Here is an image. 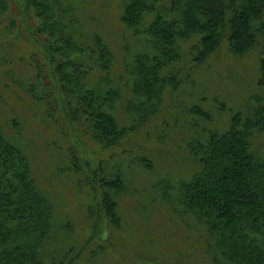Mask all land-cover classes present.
<instances>
[{"label":"trees","instance_id":"obj_1","mask_svg":"<svg viewBox=\"0 0 264 264\" xmlns=\"http://www.w3.org/2000/svg\"><path fill=\"white\" fill-rule=\"evenodd\" d=\"M109 1H101L103 9ZM112 1L117 7L110 13L127 34L123 52L130 68L125 70L124 84V78L114 72V51L101 35V22L84 10V0H23L37 21L35 34L45 37L41 42L44 64L31 62L39 86L26 88L29 99L40 108V119L59 127L54 113L59 101L67 107L70 123L82 125L95 146L116 149L152 111L145 106L133 117L132 105L126 106L128 122H123L129 125L118 123L115 101L129 85L131 100L152 104L162 98L164 84L181 95L182 86L221 46L235 58L255 50L256 88L230 114L226 127L212 119L213 112H219V117L226 111L216 100L198 93L194 104L182 105L191 134L184 149L196 169L167 191L161 190L164 181L159 180L152 193L184 225L189 242L196 241V253L207 264H264V0ZM8 7V0H0V20ZM96 21L95 27L85 24ZM45 63L53 67L58 80L56 93L43 75ZM207 104L208 111L203 107ZM9 128L13 135H6L0 122V264H64L67 260L71 264L69 256L77 246L67 248L61 238L70 239L73 225L57 216L53 196L34 179L31 147L19 141L22 130L15 118ZM56 148L54 160L64 153L56 170L75 176L80 191L77 156L68 148L65 152ZM122 154L124 150L115 152L114 161L117 157L120 162ZM146 158L140 157L142 174L150 175L154 168ZM99 167L95 178L99 210L107 227L119 228V203L129 192L128 166L106 168L99 163ZM109 249L100 245L86 254L84 249L80 252L87 264H94Z\"/></svg>","mask_w":264,"mask_h":264},{"label":"rangeland","instance_id":"obj_2","mask_svg":"<svg viewBox=\"0 0 264 264\" xmlns=\"http://www.w3.org/2000/svg\"><path fill=\"white\" fill-rule=\"evenodd\" d=\"M84 1V10L96 19L98 17V22H101V35L107 38L114 51V72L124 78L121 83L124 84L128 79L125 72L130 68V60L123 52L127 34L117 24L116 15L110 13L111 8L116 9L117 5L111 0L107 9H103L102 0ZM8 2V11L0 20V122L6 135H13L14 132L9 128L10 120L15 118L19 122L22 130L20 137H23L19 141L23 147H31L34 179L44 192L53 196L57 216L71 221L74 231L70 239L61 238L67 248L77 246L76 251L69 256L73 258L71 264H87L84 255L86 250L88 252L100 245L110 249L108 253L99 255L94 264H207L201 254L196 253V241L193 244L189 242L184 225L153 195L152 185L163 180L160 188L167 191L168 186L188 179L196 169L184 149L191 134L188 122L183 121L182 105L194 104V97L198 93L213 102L216 100L226 106V111L219 117V112H213L212 119L220 120L219 123L226 127L230 114L238 111L256 88L259 76L257 52L251 50L245 57L235 58L221 46L218 54H214L199 73L192 75L182 86L181 95L164 84L162 98L153 101V105H142L141 102L131 100L130 91L126 90L129 85L121 93V99L115 101L118 123L129 125L123 122L128 120L124 113L126 106L132 105L130 112L133 117H137V109L145 106H150L152 111L147 114L145 122L129 134L118 148L102 149L89 140L82 125L77 127L70 123L67 107L59 101L54 106L59 127H53L52 122L43 117L40 119V108L29 99L26 88L39 86L31 62L44 64L41 42L45 37H37L35 34L37 21L34 14L25 8L23 0ZM85 24L95 27L98 23ZM182 63L186 67L187 63ZM42 69L50 90L56 93L58 80L53 67L48 63ZM203 107L209 110L208 104ZM54 129H57L58 135ZM56 147L62 148L64 152L68 148L77 156L82 174L80 191L75 176L56 170L64 154L59 153L60 156L54 160L52 156L58 154ZM121 150H124V154L118 157L120 162H117V157L114 161V153ZM141 156L147 157L153 164L154 171L150 175L142 174ZM99 163L106 168L122 166L124 169L123 166H128L125 172L130 179L129 192L119 203V228L107 227L105 217L99 210L95 182L101 169ZM106 236L107 241L104 242ZM81 249H84V254L80 252Z\"/></svg>","mask_w":264,"mask_h":264}]
</instances>
